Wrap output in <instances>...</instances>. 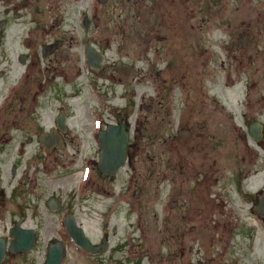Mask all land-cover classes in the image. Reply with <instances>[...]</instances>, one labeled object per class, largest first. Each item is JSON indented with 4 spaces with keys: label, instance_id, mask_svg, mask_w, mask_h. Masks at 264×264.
<instances>
[{
    "label": "flooded vegetation",
    "instance_id": "flooded-vegetation-1",
    "mask_svg": "<svg viewBox=\"0 0 264 264\" xmlns=\"http://www.w3.org/2000/svg\"><path fill=\"white\" fill-rule=\"evenodd\" d=\"M127 38L135 39V49H126ZM113 52L119 57L110 58ZM112 72L134 77L136 88L154 89V95L145 102L140 90L133 93L139 95L135 104L110 106L111 76L113 85H125L123 76ZM79 73L91 74V85L106 88L98 93L105 103L89 104L79 120L94 154L81 158L75 192L61 201L38 193L41 177L35 173L46 174L51 153L76 136L66 100L71 94L59 93ZM97 78L109 84L101 87ZM234 91L237 95L229 96ZM164 102L169 130L161 143L167 146V184L161 190L168 197L171 261L264 264V0H0V146L15 137L31 143L33 137L37 148L20 175L12 165L6 201L0 180V264H34L33 258L37 264H124L125 244L111 245L107 232L126 227L128 214L123 204L115 213L122 200L112 202L107 186L122 173L135 184L137 163L145 159L152 174L159 173L162 162L156 161L157 168L155 154L144 153L156 141H143L148 113L164 108ZM149 115L153 121L162 116ZM111 125L128 132L125 157L113 171L118 154L103 161L100 150ZM80 146L77 142L78 153ZM23 154L21 140L17 158ZM90 171L104 177V195L94 192ZM89 201L103 204L98 241L90 235L89 216L86 225L79 216L81 206H93ZM40 207L50 224L37 219ZM28 209L34 212L32 224ZM68 214L91 240L93 252L67 234ZM135 224L141 227L140 213Z\"/></svg>",
    "mask_w": 264,
    "mask_h": 264
},
{
    "label": "rangeland",
    "instance_id": "rangeland-1",
    "mask_svg": "<svg viewBox=\"0 0 264 264\" xmlns=\"http://www.w3.org/2000/svg\"><path fill=\"white\" fill-rule=\"evenodd\" d=\"M132 26V22L128 20L126 23V27L130 28ZM136 42L134 38L128 40L126 49H135ZM110 58L116 59L119 57V54L113 52ZM111 74L114 77L123 76V80H125V85H113L112 84V76L111 83L109 87L110 92V101L109 105L114 106H125L128 107V103L133 102L134 104L138 99L136 97L139 95L138 92L143 90L146 92V100L149 95H154V89H150L148 87H138L136 88L134 85V77H131L127 74H120L119 72H112ZM133 74V73H132ZM92 75L89 73H79L78 78L75 79L73 85L65 86V88H61L60 95L66 97V93L70 97L66 98L71 107V120L75 123L73 127L72 133L76 136H73V141L68 142L64 149L60 151H55L51 153V157L48 159L50 162L48 164V169L46 174L42 172H36L35 175L37 177H41L38 184V193L44 196H55L56 198L63 201L65 198H70L71 195L75 192V182L76 178L80 175V170L77 171V168H81L80 161L84 154L92 155L94 154V148L89 146V134H86L85 131L78 127L79 120L86 115L87 107L89 104H92L94 108L101 106L105 103V101L98 94L101 91H106V88L101 86V82H104L107 86L108 80L104 78L98 79L100 83L97 82L101 89L91 85L89 82L91 81ZM93 78H95L93 76ZM122 93L123 97H120L119 94ZM113 94V96L111 95ZM237 95V92L229 93V96L234 97ZM166 92L159 95L160 97L165 96ZM228 95V94H227ZM164 108H160V110H152L150 113H155L156 111L160 112L163 119H160L162 116H158L159 119L155 121L152 120V117L148 113V120L146 124L147 136L144 138L143 144H149L151 141H156L155 145L152 149L145 148L144 153H149V156L155 154V167L158 168L159 165H156V161L162 162V166L158 168L159 173L152 172L155 170L151 168L150 162L145 159L142 162L137 163L138 166V175L136 177V182L134 184V180L132 183H129L126 179L122 178L120 175L117 179L111 180V183L107 188L111 193L112 198L114 199L112 202L118 203L122 200L120 206L115 210V213L122 212V204L123 209L127 210V224L126 227H122L120 224L117 225V230L115 232H107L108 240L110 244L113 245L116 241H123L125 244V252H122V257L124 258V264H185L187 262L188 257H183V259L178 260L176 263L171 261L170 254L173 252L172 245V232L168 227V197L165 189L162 191V187H166L165 180V162L167 161V146L162 143V137H166L169 125H168V110L167 103ZM139 112V111H138ZM52 113L51 111H47L46 117ZM147 111H144V115ZM133 114V113H132ZM131 114V115H132ZM136 114V111L134 112ZM143 114V113H142ZM128 115V114H127ZM128 115V119L130 117V122H134V118ZM167 115V116H166ZM107 114H105L106 118ZM79 117V119H78ZM111 120L114 119L113 112L111 111V115L109 116ZM104 119V118H103ZM90 124V122H89ZM145 124V122H144ZM133 127V126H132ZM78 130V131H76ZM89 133V132H88ZM32 141L29 143L27 137H15L14 143L6 144L4 147L0 146V180L2 181V190L3 193L1 195V200L6 201L8 199V194L12 187V181L10 180V176H12L13 166H16L15 175L18 176L21 174L23 169L25 168L24 160L31 155L37 154V148L35 146V138L31 137ZM21 140L24 143V154L19 159L17 158V152L19 148V143ZM77 142L80 143V153L77 152ZM57 156L61 159L60 162L53 163L52 158ZM80 156V158H79ZM143 157L145 155L143 154ZM37 161V159H36ZM78 161V162H77ZM49 162V161H48ZM80 165V166H79ZM54 166V168H53ZM36 166L33 165L30 168V172L35 171ZM77 171V172H75ZM87 174V171L85 172ZM90 176L93 175V172L90 171ZM94 179V192L100 193L104 195V177L100 174L93 175ZM106 188V186H105ZM136 194L133 195L132 192ZM141 191V197L137 194ZM96 195V194H95ZM98 197V196H95ZM140 198V201L139 199ZM90 202V201H89ZM90 203H94L93 206L87 203L84 207L81 206L80 214L82 221L86 225V221H89L91 226L90 235L92 236L93 241H98L104 229L100 224L102 223V208L103 204L98 203L96 201H92ZM32 204V203H31ZM40 212H38L37 219L42 221L43 224H50L52 218H50L45 208L40 207ZM92 209L95 210L94 214ZM29 215V222L32 224L34 219L31 218V214L34 212L31 209L27 210ZM91 213V214H90ZM138 213L141 214V227H134L136 225V221L138 218ZM89 216V219L86 218ZM130 224H133L130 226ZM89 226V227H90ZM123 229V230H122ZM178 235V233H176ZM176 243L178 239L175 238ZM40 249H38L35 253ZM119 255V254H117ZM120 256V255H119ZM37 257V255H36ZM191 260L193 258L191 257ZM37 260L33 258V263L35 264ZM37 264V262H36Z\"/></svg>",
    "mask_w": 264,
    "mask_h": 264
},
{
    "label": "water",
    "instance_id": "water-1",
    "mask_svg": "<svg viewBox=\"0 0 264 264\" xmlns=\"http://www.w3.org/2000/svg\"><path fill=\"white\" fill-rule=\"evenodd\" d=\"M119 139L116 140V138ZM127 143V133L124 131L123 126H111L109 130L106 131V142L103 143V153L101 159L112 160L114 154H118L117 162L112 166V170L116 169L123 161L125 156V149ZM105 171V170H104ZM71 226V227H70ZM73 224L68 225L69 233L74 237V239L79 241L84 247L90 248L88 239L84 236L82 232H77L73 228Z\"/></svg>",
    "mask_w": 264,
    "mask_h": 264
}]
</instances>
